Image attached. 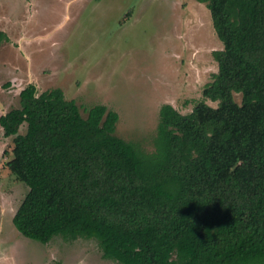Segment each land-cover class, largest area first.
Masks as SVG:
<instances>
[{
	"label": "trees",
	"instance_id": "16d2710c",
	"mask_svg": "<svg viewBox=\"0 0 264 264\" xmlns=\"http://www.w3.org/2000/svg\"><path fill=\"white\" fill-rule=\"evenodd\" d=\"M198 1L224 43L219 70L192 112L162 105L153 152L117 134V111L84 117L59 87L30 83L0 116L29 187L21 234L94 239L118 264H264V0Z\"/></svg>",
	"mask_w": 264,
	"mask_h": 264
},
{
	"label": "rangeland",
	"instance_id": "374dc122",
	"mask_svg": "<svg viewBox=\"0 0 264 264\" xmlns=\"http://www.w3.org/2000/svg\"><path fill=\"white\" fill-rule=\"evenodd\" d=\"M0 31V116L20 107L30 83L59 87L84 117L97 104L117 111V134L147 152L162 105L192 112L219 70L213 52L224 49L198 0H0ZM13 148L0 126V264H118L94 239L44 244L17 230L29 187L7 166Z\"/></svg>",
	"mask_w": 264,
	"mask_h": 264
}]
</instances>
